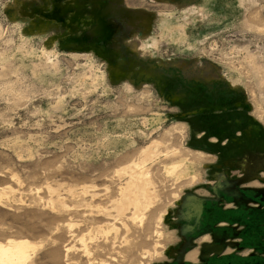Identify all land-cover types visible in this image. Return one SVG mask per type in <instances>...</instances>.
<instances>
[{"label": "rangeland", "instance_id": "374dc122", "mask_svg": "<svg viewBox=\"0 0 264 264\" xmlns=\"http://www.w3.org/2000/svg\"><path fill=\"white\" fill-rule=\"evenodd\" d=\"M14 2L0 0V242H31L27 264L162 261L166 213L213 159L188 147L195 129L154 89L112 85L96 58L47 48ZM127 4L159 15L156 54L213 65L264 126V0Z\"/></svg>", "mask_w": 264, "mask_h": 264}, {"label": "flooded vegetation", "instance_id": "af4514ba", "mask_svg": "<svg viewBox=\"0 0 264 264\" xmlns=\"http://www.w3.org/2000/svg\"><path fill=\"white\" fill-rule=\"evenodd\" d=\"M19 7L13 19L45 33L47 44L87 49L103 62L122 38H134L129 23L145 11L127 0H30ZM119 59L122 79L132 63ZM181 80L173 73L156 92L176 110L174 119L195 129L188 147L213 160L203 166L205 180L185 189L166 213L172 241L155 264H264V126L240 87L223 89L217 78L205 91Z\"/></svg>", "mask_w": 264, "mask_h": 264}, {"label": "crops", "instance_id": "0c3cea01", "mask_svg": "<svg viewBox=\"0 0 264 264\" xmlns=\"http://www.w3.org/2000/svg\"><path fill=\"white\" fill-rule=\"evenodd\" d=\"M29 1L30 0H20L16 4L15 0L13 6L11 7L12 11L15 12L18 9L21 10L19 6L28 5ZM47 8H49V6H47ZM138 17L139 18H134L129 23V31H133V33L134 31H137L134 35V38H131L133 35L129 36L128 38H122L123 41H125L124 45L121 47L122 49L120 48L122 52H120L117 46L111 48V51H109L110 59L107 62L99 60V55H93L89 53L87 49L65 47L64 51L59 50V47L55 45V42L47 44L49 38H47L45 33L35 29L27 28V35L38 34L44 36V45L49 49L53 48L54 46L62 52L90 55L91 57L96 58L104 65L106 64L105 75L109 83L116 85V81L120 79L121 82L128 83V85H131L132 87H150L154 89L159 100H161L165 105V99L161 98L159 94H157L156 88L160 80H171L173 73L176 78L182 79L181 81H183L182 83H184V85L186 83L189 87L188 83H191V86L197 87L198 89L200 88L202 90L207 88V84L211 86L217 82V78L223 83V85H221V88L223 89H227L229 87L232 88V86H234L231 84V86L228 85V87L226 86V88H224V84L226 82L224 83L223 77L217 72L218 70L213 65L208 66L207 63L202 62V60L197 61L195 57L167 56L166 58L165 56L156 54L154 47L155 45L152 41V32L154 30L155 24L159 22V15L145 9V11L142 12V15ZM141 31L142 33L140 34ZM119 56L124 58V61H127L126 59H128L129 63H132V69L129 71L131 75L122 79L118 76L121 72H123V75H125V71H123L124 69L121 68L122 59H119ZM215 74H218V77H215ZM244 94L247 97L245 92ZM198 133L199 132L195 133L196 136H198Z\"/></svg>", "mask_w": 264, "mask_h": 264}, {"label": "bare ground", "instance_id": "6f19581e", "mask_svg": "<svg viewBox=\"0 0 264 264\" xmlns=\"http://www.w3.org/2000/svg\"><path fill=\"white\" fill-rule=\"evenodd\" d=\"M146 185H148V184L146 183ZM138 186L139 185H137V187ZM137 187H136V189L139 190L140 188H137ZM145 188H147V186ZM140 191H142V190L140 189L138 192H140ZM126 192H128V194L134 193V191L130 188L127 189ZM143 193H144V191L142 192V195L134 193L136 195V200L134 203L136 207L142 206L141 204H142L143 200H145V201L147 200V199H142V201L140 202V200H141L140 197L141 196L143 197V195H144ZM139 195H141V196H139ZM34 248L35 247L31 242L25 241V240L24 241H9L6 244L0 242V264H27V261L29 259V251L31 249H34Z\"/></svg>", "mask_w": 264, "mask_h": 264}, {"label": "water", "instance_id": "95a60500", "mask_svg": "<svg viewBox=\"0 0 264 264\" xmlns=\"http://www.w3.org/2000/svg\"><path fill=\"white\" fill-rule=\"evenodd\" d=\"M59 50L64 51V50H65V47L60 46V47H59ZM245 190H247V191H254V192H257V191H258V192H259V190H254V189H244V191H245Z\"/></svg>", "mask_w": 264, "mask_h": 264}]
</instances>
